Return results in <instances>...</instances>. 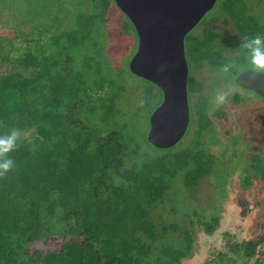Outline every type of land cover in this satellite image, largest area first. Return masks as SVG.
<instances>
[{
	"label": "trees",
	"instance_id": "trees-1",
	"mask_svg": "<svg viewBox=\"0 0 264 264\" xmlns=\"http://www.w3.org/2000/svg\"><path fill=\"white\" fill-rule=\"evenodd\" d=\"M111 4L117 5L115 0H0V10L14 5L20 11L16 18L42 21L38 37L23 43L0 38V63H5L0 137L17 133L15 146L0 152V160L13 161L0 174V264H183L192 254L195 225L188 227L189 211L202 215L179 200L197 193L201 180L213 174L214 153L203 135L215 134L213 117L223 116L224 106L215 110L214 92L197 96L203 86L188 73L189 115L198 124L194 140L154 146L109 95L115 80L109 57L104 63L98 49L100 20ZM215 9V21L229 18L243 36L240 55L232 58L219 49L224 38L208 26L186 40L187 64L199 60L201 67L220 71L218 86L238 85L236 78L250 61L244 43L255 36L264 40V12H254L247 0H217ZM125 23L133 29L129 18ZM138 78L146 84L143 104L151 116L163 90ZM244 100L235 94L224 101ZM177 210L187 217L184 227L170 221ZM218 221L213 216L204 223L209 234ZM259 231L242 242L226 232L227 251L201 264H230L231 254L261 264L264 220Z\"/></svg>",
	"mask_w": 264,
	"mask_h": 264
},
{
	"label": "rangeland",
	"instance_id": "rangeland-1",
	"mask_svg": "<svg viewBox=\"0 0 264 264\" xmlns=\"http://www.w3.org/2000/svg\"><path fill=\"white\" fill-rule=\"evenodd\" d=\"M247 1L254 12H264V1ZM55 7L57 11V4ZM106 11L100 20L104 27L103 32H100L102 37L98 52L104 63L107 57L110 60L108 69L112 73L110 75L115 80V84L109 88L111 91L109 95L115 96V104L122 113H125V118L131 117L134 120L133 126L141 129L144 136L146 133L149 136L151 110L143 104L146 84L138 78L141 76L135 74L130 68L131 61L138 52L139 37L136 28L127 30L125 21L128 16L118 9V5L107 6ZM19 13L20 11L14 5L9 8L4 6L0 10V38L11 40L15 38L16 43H23V40L28 37L40 36L42 21L30 22L28 19H18L16 17ZM61 14L62 12H59V15ZM215 15L214 6L188 33V39L191 36L198 38L202 35L204 28L211 26L224 38L221 41L224 45H220L219 49L226 55L237 58L242 51L243 36L229 18H219L215 21ZM186 60L188 62L189 58L187 57ZM245 64L244 70H255L250 61ZM4 68L5 63H0V72H4ZM188 69L189 78H195L203 86L196 95L210 96L214 92L215 110L224 106L223 116L213 117L215 134L213 135L211 131L203 135L206 143L209 144V149L214 153L213 174L201 180L197 193H187L183 195L184 200H179L180 204L184 201L190 204L191 209L198 208L202 215L198 218L189 211L192 217L189 216L191 218L188 227L192 222L195 225V229L191 230L194 233V244L192 254L183 260V264H201L214 253L227 251L224 247L226 232H230L239 242H242L254 238L261 231H259V223L264 220V172L262 170L264 166V98L252 90H243L240 86L231 83L218 86L220 71H214L208 64L201 67L199 60L190 62ZM235 94L245 99L244 102L240 101L236 105H231L224 101ZM220 96H223L222 101L218 99ZM161 98L163 103L162 93ZM155 100V98L150 99L153 103ZM214 112L211 113L214 114ZM119 117L123 116L120 114ZM123 121L124 119L120 120V122ZM197 128L198 124L190 117L185 135L175 146L190 144L194 140V132ZM210 136L213 138L209 139ZM176 212L178 213L172 214L170 221L178 222L182 225L181 227L186 226L187 217L178 210ZM185 212L188 213V211ZM213 216L219 217V225L214 233L209 234L204 223H210ZM35 246L40 249L48 247L43 244ZM229 257L230 264L254 263L248 262L242 256L231 254ZM260 260V263L264 264V257ZM216 262L220 263L218 260Z\"/></svg>",
	"mask_w": 264,
	"mask_h": 264
},
{
	"label": "water",
	"instance_id": "water-1",
	"mask_svg": "<svg viewBox=\"0 0 264 264\" xmlns=\"http://www.w3.org/2000/svg\"><path fill=\"white\" fill-rule=\"evenodd\" d=\"M136 28L139 47L131 70L162 88L163 103L151 115L149 141L157 148L176 145L189 125L185 37L217 0H115ZM242 88L264 98V74L244 70Z\"/></svg>",
	"mask_w": 264,
	"mask_h": 264
},
{
	"label": "clouds",
	"instance_id": "clouds-1",
	"mask_svg": "<svg viewBox=\"0 0 264 264\" xmlns=\"http://www.w3.org/2000/svg\"><path fill=\"white\" fill-rule=\"evenodd\" d=\"M244 47L248 50L250 64L256 71L264 74V40L259 36L252 37L244 43ZM218 99L222 101L223 96L218 97ZM16 139L17 133L15 131L0 137V152L11 150L16 144ZM12 166L13 161L11 159L0 160V174L7 172Z\"/></svg>",
	"mask_w": 264,
	"mask_h": 264
},
{
	"label": "flooded vegetation",
	"instance_id": "flooded-vegetation-1",
	"mask_svg": "<svg viewBox=\"0 0 264 264\" xmlns=\"http://www.w3.org/2000/svg\"><path fill=\"white\" fill-rule=\"evenodd\" d=\"M124 14H125V13H124ZM125 15H126V14H125ZM129 20H130V19H129ZM130 22H131V20H130ZM131 23H132V22H131ZM197 25H198V24H197ZM197 25H196V26H197ZM133 26H134V25H133ZM196 26H195V27H196ZM195 27H194V28H195ZM194 28H193V29H194ZM193 29H192V30H193ZM192 30H191V31H192ZM191 31H190V32H191ZM187 39H188V34H187L186 37H185L184 43H186V40H187ZM138 47H139V45H138Z\"/></svg>",
	"mask_w": 264,
	"mask_h": 264
}]
</instances>
